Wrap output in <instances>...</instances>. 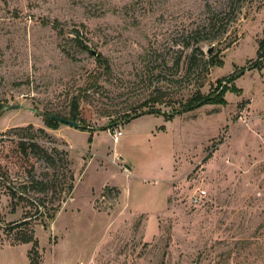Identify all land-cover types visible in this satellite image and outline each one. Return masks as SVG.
I'll return each mask as SVG.
<instances>
[{
	"label": "rangeland",
	"instance_id": "rangeland-1",
	"mask_svg": "<svg viewBox=\"0 0 264 264\" xmlns=\"http://www.w3.org/2000/svg\"><path fill=\"white\" fill-rule=\"evenodd\" d=\"M263 38L264 0H0V264L23 221L39 264H264Z\"/></svg>",
	"mask_w": 264,
	"mask_h": 264
},
{
	"label": "trees",
	"instance_id": "trees-1",
	"mask_svg": "<svg viewBox=\"0 0 264 264\" xmlns=\"http://www.w3.org/2000/svg\"><path fill=\"white\" fill-rule=\"evenodd\" d=\"M80 45H82V43H79ZM259 51H258V56H262V52L261 50L264 49V38L263 40L260 42L259 45ZM200 50V49H197ZM201 51V50H200ZM104 64V63H103ZM102 64V65H103ZM258 62L254 63L253 66H257ZM105 70V72L109 71V67L106 65L102 66ZM244 68L239 70V73H235V75L231 76L230 82L235 80L236 78H238L239 76H241L244 72ZM221 84V83H220ZM220 86V85H219ZM229 88L227 86H224L221 90L218 89L216 90L215 94H211L210 96H203V95H196L195 97H193L192 99H190L185 105L184 108L182 110L179 111H173L170 114H165L163 113L164 117L169 120L172 119L174 116H177L178 114H181L182 112H188V111H192L195 110L197 108L202 107L203 105L206 104H224V93L227 92ZM154 102H157L158 100H153ZM162 102V101H160ZM158 111H153L152 109H148V111L145 112H140L137 113L133 116H128V122L139 118L143 115H147V114H152ZM72 114L73 115H77V106L75 105L72 109ZM57 116H53V115H49L47 116V126L51 129H57V123H61L57 120ZM22 131H26L27 134H23V138H26L24 140H22L21 142L18 143L17 145V150H21L22 152H24V154L26 155V165L27 166H31V169L33 168V165L31 163V159H32V155L31 153L37 149H39V145L36 144V137H37V133H39L40 135H42L43 137H47L48 135L46 134V131L43 128L40 129H35L33 125H29L26 128H20ZM83 129H88V128H83ZM92 130V129H90ZM58 156L60 157V159L58 160ZM67 159V160H66ZM63 161L64 162V166L63 168L66 169L67 167V171H68V176L66 177V180H68L67 183H64V186L66 187L65 189L67 190V193L69 196H71V193L73 192V189L75 187L74 184V175L72 174V171L69 168V160H68V153L65 151H58L56 150V155L54 158H48L47 161L48 162H53L54 165L57 164V161ZM50 164V165H53ZM53 165V166H54ZM52 166V167H53ZM32 181H34L32 179ZM36 184H40L41 183H36ZM49 186V185H48ZM48 186L46 185V188L48 189ZM44 190V189H43ZM12 193L14 195H17L18 192L17 191H12ZM57 211V209H56ZM56 213L52 214L50 216V218H55ZM28 221H23L20 224H18L15 228H18L17 233L14 235L15 236V240L16 242L20 243V244H27V243H33L34 248L31 249L30 253H29V257H30V264H39V255H38V241L37 239L34 237V233L32 230L28 229ZM33 254H35L33 256ZM38 257V258H37Z\"/></svg>",
	"mask_w": 264,
	"mask_h": 264
},
{
	"label": "water",
	"instance_id": "water-1",
	"mask_svg": "<svg viewBox=\"0 0 264 264\" xmlns=\"http://www.w3.org/2000/svg\"><path fill=\"white\" fill-rule=\"evenodd\" d=\"M211 52L212 51H210L209 54H211ZM14 107L18 108L20 106L16 105V106H13V108ZM8 108H10V107H8ZM57 120L63 124L69 125V126L74 127V128H80L81 127L80 123L76 121L75 116H73L71 119L57 118Z\"/></svg>",
	"mask_w": 264,
	"mask_h": 264
},
{
	"label": "built area",
	"instance_id": "built-area-1",
	"mask_svg": "<svg viewBox=\"0 0 264 264\" xmlns=\"http://www.w3.org/2000/svg\"><path fill=\"white\" fill-rule=\"evenodd\" d=\"M120 136H122V132H117L115 135H113L114 141L119 142ZM205 194V191H200L197 195H195L193 197L194 203H198L205 196Z\"/></svg>",
	"mask_w": 264,
	"mask_h": 264
},
{
	"label": "crops",
	"instance_id": "crops-1",
	"mask_svg": "<svg viewBox=\"0 0 264 264\" xmlns=\"http://www.w3.org/2000/svg\"><path fill=\"white\" fill-rule=\"evenodd\" d=\"M77 129H78V128H77ZM59 130H60V131H62V130H63V128H60V129H58V131H59Z\"/></svg>",
	"mask_w": 264,
	"mask_h": 264
}]
</instances>
